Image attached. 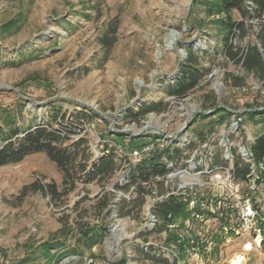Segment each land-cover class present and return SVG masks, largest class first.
I'll use <instances>...</instances> for the list:
<instances>
[{"label":"rangeland","instance_id":"obj_1","mask_svg":"<svg viewBox=\"0 0 264 264\" xmlns=\"http://www.w3.org/2000/svg\"><path fill=\"white\" fill-rule=\"evenodd\" d=\"M204 2L0 0V144L12 125L26 129L39 121L53 123V115L69 120L81 114L94 126L71 142L85 138L88 168L113 143L127 152L151 142L153 148L176 145L182 150L165 176L145 185L149 193L139 208L127 158L116 159L109 178L78 180L56 200L40 192L17 198L32 181L54 182L65 190L62 172L44 153L0 166V264L44 262L40 245L55 239L62 249L52 246L50 252L72 250L56 264H231L238 256L237 264H264L257 228L260 219L264 222V181L256 182L255 167L246 182L235 181L229 172L232 149L247 160L241 146L264 131V114L253 119L245 114L264 111V78L225 58L218 22L223 14L208 13ZM232 17L239 19V14L234 11ZM112 20L116 42L105 59L100 38ZM255 28L234 43L253 42ZM189 50L195 54L193 66L204 75L186 97L168 96L164 88L179 77ZM45 100L47 105L38 104ZM144 103L163 109L137 122L124 118ZM218 107L230 113L199 116ZM123 129L129 132L120 139L115 133ZM130 133L141 134L130 141ZM216 160L226 165L214 168ZM179 170L185 172L173 176ZM162 190L192 194L189 208L230 209L232 215L226 220L219 211L216 216L196 211L194 218L176 222L183 224L191 246L180 245V239L167 242L166 232L150 221ZM105 198L107 206L101 209ZM126 210L130 213L123 215ZM84 226L93 235L83 238Z\"/></svg>","mask_w":264,"mask_h":264},{"label":"trees","instance_id":"obj_2","mask_svg":"<svg viewBox=\"0 0 264 264\" xmlns=\"http://www.w3.org/2000/svg\"><path fill=\"white\" fill-rule=\"evenodd\" d=\"M201 2L202 0H193L195 6ZM204 3L208 13L223 14L221 18H218V22L222 26V52L225 58L232 62L240 63L246 72L258 74L264 78V0H205ZM234 11L239 14V19H233L232 13ZM252 20H254V23L251 22ZM254 25L256 28L253 30V42L248 41L244 46L234 43L236 40L240 43L248 36ZM116 31L117 24L112 20L100 38V45L105 52V59H107L116 42ZM195 62V54L189 50L186 61L182 63L179 77L164 88L168 96L181 99L186 97L196 87L200 78L204 75V70L193 66ZM87 71L85 68L84 72ZM44 105H47V103ZM162 109L160 104L144 103L136 111H128L124 118L137 122L146 114L153 111L159 112ZM229 111L225 107H218L207 114L202 112L199 116L207 118L219 112L227 116L230 113ZM245 114L253 119L257 115H263L264 111L250 109ZM64 117L62 116L61 119L63 120H61L57 115H53V123L48 124L39 121L26 129H20L18 126L12 125L3 134L0 144V166L15 164L20 162L26 155L42 152L62 172V184L65 188L63 192L58 190L54 182L32 181L20 188L17 195L19 200H22L30 193L37 192L49 195L53 200L60 199L63 193L75 187V183L78 180L87 183L96 179L105 180L109 178L117 169L116 159L127 158L117 155L111 147L107 153L103 150L91 167L88 168L89 153L87 152L85 138L80 137L78 140L71 142L72 134L76 133L81 124L87 120L81 117V114H72V118L69 120ZM195 119L196 117L192 123ZM10 121L8 119L7 123ZM109 133L114 134L115 132L110 131ZM115 134L120 139L127 136V134L122 132H116ZM120 139L119 141H121ZM129 139L134 141L136 138L129 136ZM246 149L249 156L247 160L241 158L240 154L236 153L235 149H232L234 157L233 165L229 171L231 177L235 181L246 182L251 177L252 170L255 167L257 171L256 182L264 181V131L259 133L246 146ZM181 154V148L176 145H166L163 148H153L151 153L140 162L132 163L129 160L131 167L128 171V178L132 184L136 185V191L139 195L136 205L138 208L143 203L144 195L149 193L145 185L149 184L152 179L165 176L173 165L170 162L180 158ZM225 165L226 163L222 161L216 160L213 162L214 168L224 167ZM161 194L163 197L155 202L151 212L156 230L166 232L167 242L174 241L176 243L180 239V245L187 244L191 246L187 243L188 237H185V233H183L185 232L183 224L177 225L176 222L194 218L196 211L210 216L218 215L219 211L220 217L226 220L228 214L232 215L229 213L230 209L224 210L220 208L218 211L211 212L199 206L196 208V205L193 208H189L192 194L185 196L182 193H166L164 190L161 191ZM107 203L108 198H105L101 202L100 208L104 209ZM129 213V210L122 212L123 215ZM85 226L80 230L84 235L83 238L93 235L92 228H86ZM257 228L262 236V241H264V222L261 219L258 221ZM52 246L62 249V242L56 239L52 242H43L40 245V249L45 260L38 264H56L64 253L72 251L50 252Z\"/></svg>","mask_w":264,"mask_h":264},{"label":"built area","instance_id":"obj_3","mask_svg":"<svg viewBox=\"0 0 264 264\" xmlns=\"http://www.w3.org/2000/svg\"><path fill=\"white\" fill-rule=\"evenodd\" d=\"M93 126H94L93 122H88V121L83 122L81 126L76 130V133L72 134V137H77L79 135L85 134L86 132H88V130L92 129ZM153 145L154 143L151 142L147 144V146L135 147L128 150L127 152L126 149L121 144L113 143V151L119 156L127 157L132 163H137L142 161L144 158H146L149 155L150 151L153 149ZM108 151L109 148L104 149V152L107 153ZM183 172H185V170H179L175 172L173 176H177L179 174H182ZM150 221H154L152 215L150 217Z\"/></svg>","mask_w":264,"mask_h":264},{"label":"water","instance_id":"obj_4","mask_svg":"<svg viewBox=\"0 0 264 264\" xmlns=\"http://www.w3.org/2000/svg\"><path fill=\"white\" fill-rule=\"evenodd\" d=\"M182 58H184V53L182 52ZM182 64L179 66L181 67ZM3 90H6V91H11L13 92L14 94L18 95V96H21L23 98H25L27 101L31 102V103H35L37 104L34 100L30 99V98H27V97H24L22 94H20L17 90H15L14 88H11V87H3ZM52 99V98H49V100ZM48 102V100H45V101H42V102H39L38 104H46ZM197 114L200 113L199 111L196 112ZM146 128V127H145ZM144 128V129H145ZM122 132L124 133H128L129 130L128 129H123ZM141 133H136V134H133V133H130V135H132L133 137H136V136H139ZM241 150H242V155L246 158H249L248 154H247V149L246 147L243 145L241 146Z\"/></svg>","mask_w":264,"mask_h":264},{"label":"bare ground","instance_id":"obj_5","mask_svg":"<svg viewBox=\"0 0 264 264\" xmlns=\"http://www.w3.org/2000/svg\"><path fill=\"white\" fill-rule=\"evenodd\" d=\"M172 44H173V36L171 37V36H169L168 37V46H172ZM241 261V257H235L233 260H232V262H231V264H237V263H239Z\"/></svg>","mask_w":264,"mask_h":264}]
</instances>
